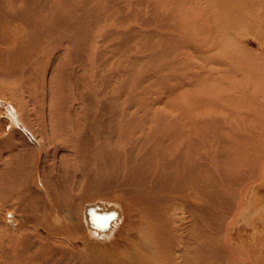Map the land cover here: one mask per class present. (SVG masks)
I'll list each match as a JSON object with an SVG mask.
<instances>
[{
    "label": "rangeland",
    "instance_id": "rangeland-1",
    "mask_svg": "<svg viewBox=\"0 0 264 264\" xmlns=\"http://www.w3.org/2000/svg\"><path fill=\"white\" fill-rule=\"evenodd\" d=\"M0 9V264H264V0ZM193 158L197 202L180 180ZM102 199L112 239L84 221Z\"/></svg>",
    "mask_w": 264,
    "mask_h": 264
},
{
    "label": "bare ground",
    "instance_id": "bare-ground-1",
    "mask_svg": "<svg viewBox=\"0 0 264 264\" xmlns=\"http://www.w3.org/2000/svg\"><path fill=\"white\" fill-rule=\"evenodd\" d=\"M7 6V5H6ZM8 7H9V5H8ZM15 8V7H14ZM13 8V9H14ZM16 9V8H15ZM14 9V10H15ZM0 10H2V9H0ZM11 9L9 8V11H10ZM18 10V9H17ZM5 11V10H4ZM8 11V10H7ZM6 11V12H7ZM8 11V12H9ZM40 11V10H39ZM6 12H4V14L6 13ZM15 12V11H14ZM13 12V10H12V13H14ZM17 12V14L18 15H20L19 13L21 12H18V11H16ZM15 12V13H16ZM11 13V12H10ZM10 13H8V15L10 14ZM11 13V14H12ZM14 13V14H15ZM27 14V13H26ZM66 14V13H65ZM8 15H6V16H8ZM44 16H45V12H44V14H43ZM67 15V14H66ZM1 16V15H0ZM16 16V15H15ZM29 16V15H28ZM32 16H33V14H32ZM65 17V16H64ZM17 18H19V17H17ZM28 18V17H27ZM30 18V17H29ZM43 18V17H42ZM62 18V17H61ZM26 19V18H25ZM31 20V19H30ZM46 20H47V18H46ZM61 21V19H53L52 20V23L53 24H60L59 22ZM39 22V21H38ZM49 22V21H48ZM47 22V23H48ZM63 22V21H62ZM35 23H37V22H35ZM34 23V24H35ZM30 25V24H29ZM33 25V24H32ZM36 25V24H35ZM34 25V26H35ZM37 25H39L40 26V24H37ZM38 26V27H39ZM33 27V26H32ZM67 27V26H66ZM47 28H48V26H47ZM68 29H70V28H68ZM62 32V31H61ZM44 33V32H43ZM60 33V32H59ZM65 34V33H64ZM33 35H35L34 33H33ZM45 35V34H44ZM62 35V34H61ZM65 35H67V34H65ZM37 38V37H36ZM45 38V37H44ZM64 38V37H63ZM35 39V38H34ZM60 39V38H59ZM32 40V39H31ZM30 40V41H31ZM36 40V39H35ZM42 41V40H41ZM55 41H57V43H58V40L56 39ZM39 42V41H38ZM43 42V41H42ZM53 42V41H52ZM60 42V41H59ZM71 41H69L68 43H70ZM76 42V41H75ZM32 43V42H31ZM53 43H55L56 44V42H53ZM53 43H52V45H53ZM40 44V43H39ZM51 44V43H50ZM54 44V45H55ZM49 45V44H48ZM38 46V45H37ZM47 45H45V47H46ZM56 46V45H55ZM48 47V46H47ZM37 48H39V47H37ZM42 49V48H41ZM45 49V48H44ZM35 55H37V54H35ZM219 116V115H218ZM203 134V132H202V130H200L199 129V127H196L195 126V128H194V130H193V136L195 137V136H200V137H202L201 135ZM215 144V143H214ZM217 151V150H216ZM257 156V155H256ZM255 156V157H256ZM245 160V159H244ZM254 160V159H253ZM261 161V160H260ZM255 162V161H254ZM252 163V162H251ZM251 166H253L252 164H251ZM259 166V165H258ZM243 168H245V167H243ZM233 169H234V167H233ZM241 169V168H240ZM239 169V170H240ZM246 169V168H245ZM229 170V169H228ZM244 171V170H243ZM251 171H252V169H251ZM229 172V171H228ZM232 172H233V170H232ZM246 172V171H245ZM227 173V172H226ZM248 173V172H247ZM251 173V172H250ZM253 173H255V172H253ZM201 174H202V170H201V164L198 162V160L196 159V158H193V159H186L185 161H184V164H183V168H182V172H180V180L182 181V182H185L186 184H187V188H186V190L188 189H192L193 190V196H194V198L196 199V202L198 201V197H199V194H200V188H201ZM227 177V176H226ZM259 178V177H258ZM232 179V178H231ZM233 181H234V179H233ZM238 181V180H237ZM237 181H235V183H237ZM231 182V181H230ZM247 182V181H246ZM248 183H250V182H248ZM243 186H244V184H243ZM248 186V185H247ZM250 186V185H249ZM233 187V186H232ZM234 187H236V186H234ZM249 188V187H248ZM232 190V189H231ZM230 192V191H229ZM185 194V193H184ZM187 194H188V192H187ZM234 194H236V193H234ZM238 194V193H237ZM190 195V194H189ZM192 197V196H191ZM101 200V199H100ZM110 200V199H109ZM98 201V200H97ZM102 201H105V200H103L102 199ZM154 201H155V197H154V195H152L150 192H148V191H146V196H145V203H146V206H148L147 205V203H150L151 205L154 203ZM195 201V200H194ZM99 202V201H98ZM113 202V201H112ZM184 202L185 203H187V201H186V198H184ZM105 203H106V205L104 204L103 205V203L102 202H100V203H92V204H89V205H87L86 207H85V209H83L84 211V221H85V224L87 225V229H88V231H89V234L92 236V237H94L95 235V237L96 238H99V237H101V238H103V239H112L111 237L113 236V234H114V232L116 231V229H117V227H118V225H120L119 224V222H120V220H121V218H120V213H119V211H118V209L117 208H115L114 206L115 205H117V204H115V205H112L113 207H110V206H107V202L105 201ZM111 205V204H110ZM232 205V204H231ZM88 206H92L93 208H94V212L96 213V214H98V215H104V214H106V213H116V215H115V217H113V218H111V219H109L108 220V226L106 227V228H100V227H98V226H96L92 221H91V219H94L95 218V214L93 215V213L94 212H90L89 211V209H87L88 208ZM117 207V206H116ZM119 208V207H118ZM130 208V207H129ZM230 209V208H229ZM115 210V211H114ZM130 210V209H129ZM117 211V212H116ZM131 211V210H130ZM130 211H129V213L128 214H130ZM231 211V210H230ZM230 214V213H229ZM236 214V213H235ZM127 215V214H126ZM90 216V217H89ZM128 216V215H127ZM24 217V216H23ZM228 217V216H227ZM244 217V216H243ZM91 218V219H90ZM131 218V220H133L134 218L131 216L130 217ZM133 218V219H132ZM222 219V218H221ZM223 219H225L226 220V218H223ZM207 220V219H206ZM194 221V220H193ZM130 222V221H129ZM132 222V221H131ZM134 222V221H133ZM144 222V221H143ZM195 222V221H194ZM193 222V226H195V223ZM83 223V222H82ZM138 223V222H137ZM209 223V222H208ZM126 225H127V223H125ZM224 224V223H223ZM123 225V224H122ZM131 225H134V224H131ZM141 225V224H140ZM143 225H145V224H143ZM84 226V225H83ZM130 226V225H129ZM190 226H192V224L190 225ZM125 227V226H124ZM196 227H198V224L196 225ZM196 227H195V229H196ZM224 227V226H223ZM234 227V226H233ZM236 227V226H235ZM145 228V227H144ZM190 228V227H189ZM192 229H194L193 227H191ZM190 228V229H191ZM203 228V227H202ZM125 229H127L126 227H125ZM124 229V230H125ZM151 230V231H153V230H156L155 228H152V227H149V226H147L146 227V230ZM219 229V228H218ZM223 229V228H222ZM128 230V229H127ZM131 230H133V229H131ZM145 230V231H146ZM170 230H171V227H170ZM197 230V229H196ZM199 230V229H198ZM120 231V230H119ZM134 231H135V229H134ZM136 231H137V229H136ZM194 231V230H193ZM205 231V230H204ZM46 232V231H45ZM132 232V234H133V231H131ZM141 232H143V235L144 236H142L141 238H139V236L137 235V234H135V232H134V234H135V236L137 235L138 236V238H137V240H138V243H139V245L144 249V251L142 252V254L144 253L145 255H151V254H153L150 250L152 249V248H154L155 247V245L152 243V241H151V239H149L148 238V236H147V233L145 234V232L144 231H141ZM200 232V231H199ZM203 232V231H202ZM206 232V234H209V233H207V231H205ZM215 232V231H214ZM221 232H222V230H221ZM59 233V232H58ZM187 233H190V231L189 232H187ZM195 233V232H194ZM193 233V234H194ZM198 232L196 231V234H197ZM212 233V232H211ZM226 233V232H225ZM242 233V232H241ZM128 234H129V232H128ZM131 234V235H132ZM134 234H133V237H134ZM195 234V235H196ZM221 234V233H220ZM189 235V234H188ZM205 235V234H204ZM218 235V234H217ZM114 236H115V234H114ZM125 236V235H124ZM127 236V235H126ZM125 236V237H126ZM141 236V235H140ZM193 236V235H192ZM191 236V237H192ZM197 236H198V234H197ZM49 237V236H48ZM173 237V236H172ZM188 237H190V236H187V240H189L188 239ZM194 238H195V236H193ZM206 237V236H205ZM223 237V236H222ZM131 238V237H130ZM215 238V237H214ZM217 238V237H216ZM245 238V237H244ZM243 238V239H244ZM261 238V237H260ZM185 239V238H184ZM184 239H182V238H180L179 240H178V242L181 244H184L183 243V240ZM228 239V238H227ZM241 239V238H240ZM117 240V239H116ZM191 240V239H190ZM198 241H199V239H197ZM201 240H202V236H201ZM203 240H206V239H203ZM202 240V241H203ZM98 241V240H97ZM113 241V240H112ZM118 241V240H117ZM128 241V240H127ZM132 241V240H131ZM172 241V240H171ZM211 241V240H210ZM213 241V240H212ZM84 242V241H83ZM91 242V241H90ZM90 242H88V243H90ZM93 242V241H92ZM101 242V241H100ZM115 241H113V243H114ZM120 242H121V240H120ZM155 242V241H154ZM187 242V241H186ZM194 242V241H193ZM230 242H232V241H230ZM259 242H262V241H259ZM124 243V242H123ZM195 243H196V241H195ZM194 243V244H195ZM208 243H209V241H208ZM244 243V242H243ZM86 244V243H85ZM90 244H92V243H90ZM90 244H88V245H90ZM127 244H129V241H128V243ZM193 243H192V241L189 243V245L190 246H192V245H194ZM198 244V243H197ZM196 244V245H197ZM261 244V243H260ZM259 244V245H260ZM34 245V244H33ZM94 246H95V251L97 252V253H99V250L100 249H102V247L99 249V250H96V248L98 249V244H93ZM101 245V244H100ZM115 245V244H114ZM119 245H121V244H119ZM200 245V244H199ZM209 245V244H208ZM263 245V244H262ZM91 247H92V245H90ZM90 246H88V247H90ZM97 246V247H96ZM123 246V245H122ZM125 246V248L128 250V252H129V250H130V257H136L138 254H137V252L135 253L134 251H132V249H130V245H128V246H126V244L124 245ZM195 246V245H194ZM193 246V247H194ZM212 246V245H211ZM238 246V245H237ZM251 246V245H250ZM250 246H249V248H250ZM106 247H107V245H106ZM114 247V246H113ZM119 247V246H118ZM131 247H134V246H132L131 245ZM198 247V246H197ZM261 247H263V246H261ZM103 248H105V247H103ZM115 248V247H114ZM190 248H192V247H189V250H190ZM194 248H196V246L194 247ZM224 248V247H223ZM237 248V247H236ZM257 248V247H256ZM119 249V248H118ZM121 249V248H120ZM124 249V248H123ZM182 249V248H181ZM181 249H178L179 251H181ZM197 249V248H196ZM196 249H194V250H196ZM254 249V248H253ZM93 250V251H94ZM113 250V249H112ZM116 250V249H115ZM135 250V249H134ZM259 250V249H258ZM94 251V252H95ZM101 251H103V250H101ZM100 251V252H101ZM106 251V250H105ZM114 251V250H113ZM118 251H121L122 252V250H118ZM118 251H117V253H118ZM140 251V250H139ZM138 251V252H139ZM199 251V250H198ZM240 251V250H239ZM244 251V250H243ZM260 251V250H259ZM95 252V253H96ZM141 252V251H140ZM225 252V251H224ZM105 253V252H104ZM157 253V252H156ZM245 253V252H244ZM255 253H257V252H255ZM255 253H253V254H255ZM260 253V252H259ZM122 254H124V253H121V255ZM128 253H125L124 255H127ZM209 254V253H208ZM248 254V253H247ZM250 254H251V252H250ZM261 254V253H260ZM264 254V253H263ZM110 255V254H109ZM115 255V254H114ZM249 255V254H248ZM256 255H258V254H256ZM113 256V255H112ZM152 256V255H151ZM254 256V255H253ZM121 257H123V256H121ZM150 257V256H149ZM200 257V256H199ZM215 257V256H214ZM261 257V256H260ZM264 257V256H263ZM110 258V257H109ZM112 258V260L113 259H116V258H113V257H111ZM124 258V257H123ZM128 258V257H127ZM153 259V258H152ZM117 260V259H116ZM121 260V259H120ZM126 260V259H125ZM155 260V259H154ZM198 260V259H197ZM122 261V260H121ZM127 261V260H126ZM128 261H129V259H128ZM127 261V262H128ZM130 262V261H129ZM131 262H132V260H131ZM137 262V261H136ZM123 263V262H122ZM134 263V262H133ZM135 264V263H134ZM137 264V263H136Z\"/></svg>",
    "mask_w": 264,
    "mask_h": 264
},
{
    "label": "water",
    "instance_id": "water-1",
    "mask_svg": "<svg viewBox=\"0 0 264 264\" xmlns=\"http://www.w3.org/2000/svg\"><path fill=\"white\" fill-rule=\"evenodd\" d=\"M89 209L90 212H94V208H87ZM96 215L94 219H91V221L98 227L100 228H106L108 226V220L115 217L116 213H108V214H104V215H98L95 212L93 213V215ZM90 217V216H89Z\"/></svg>",
    "mask_w": 264,
    "mask_h": 264
}]
</instances>
